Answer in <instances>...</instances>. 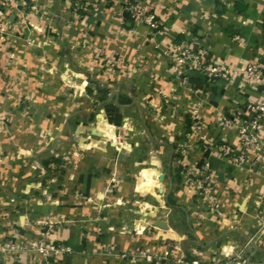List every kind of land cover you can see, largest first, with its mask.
I'll list each match as a JSON object with an SVG mask.
<instances>
[{"label": "crops", "instance_id": "1", "mask_svg": "<svg viewBox=\"0 0 264 264\" xmlns=\"http://www.w3.org/2000/svg\"><path fill=\"white\" fill-rule=\"evenodd\" d=\"M95 1L98 17L81 23L72 0H0V264H264V147L243 165L218 150L240 144L260 94L173 65L176 44L233 69L264 65V0H153L157 28L131 19L128 0ZM129 134L126 169L148 166L135 186H109L112 146Z\"/></svg>", "mask_w": 264, "mask_h": 264}, {"label": "built area", "instance_id": "2", "mask_svg": "<svg viewBox=\"0 0 264 264\" xmlns=\"http://www.w3.org/2000/svg\"><path fill=\"white\" fill-rule=\"evenodd\" d=\"M130 5L127 8L129 16L135 22L145 21L152 28H157L159 22L155 15L149 12V6L153 0H130ZM234 40L243 42L240 35L234 34ZM173 65L174 71L179 73L183 69H192L209 80L214 79H231L240 77L242 88H252L257 91L259 97L250 104V115L238 125L237 133L240 139L238 146H232L228 143H223L218 146V150L228 158L231 164L243 165L248 161L249 151H259L264 147V65L257 63L246 64L238 69L229 67L226 63L211 57L210 52L204 47L194 48L188 44H176L173 46ZM225 126H232L233 119L224 118ZM198 123L194 124L193 128H198ZM185 148L179 147L180 158L183 159V165L187 163V155ZM197 176L202 180V190L204 194H208V189L213 182V170L209 161L204 162L197 170ZM206 185V186H205ZM54 254L58 255L66 251V248H53ZM148 260H153L154 257L147 255ZM177 264H187L184 258H177ZM197 263V262H196ZM43 264H51L45 261Z\"/></svg>", "mask_w": 264, "mask_h": 264}, {"label": "rangeland", "instance_id": "3", "mask_svg": "<svg viewBox=\"0 0 264 264\" xmlns=\"http://www.w3.org/2000/svg\"><path fill=\"white\" fill-rule=\"evenodd\" d=\"M73 1V3H72V7H73V10H74V19H77V20H79L81 23H82V21H83V19H84V17L86 16V12H91V14H92V17H98V12H99V4H98V2L97 1H95V0H72ZM128 2H132V1H130V0H128V1H126V9L129 7V3ZM52 3L51 2H46V4H44V5H42V7H41V9H43L45 12H48L47 10V8L51 5ZM37 5H36V3L32 6V8H34V9H36L37 7H36ZM128 11V10H127ZM43 17L45 18V20H47L48 22H51V21H55L56 23H58V22H61L63 25H64V23L66 22L67 23V21H65L64 19H60V18H57L55 15H52V14H44L43 15ZM73 18V17H72ZM58 21V22H57ZM74 22V20H71V22ZM54 22V23H55ZM68 38H69V36H68V34H67V32L65 31V32H61V34L59 35V39H60V41L62 42V45L64 44V46H66V47H68V50H70V42L68 41ZM82 38H85V36L82 34ZM67 41V42H66ZM76 97H80V96H76ZM103 98V97H102ZM93 102H96V103H98L97 102V100H94ZM76 127H77V124L74 122V123H72V130H73V133L75 132V129H76ZM133 135L132 134H129L127 137L128 138H125V139H123V140H120L121 141V145L120 146H118V144H115V145H113L112 147H113V149L115 150V152H116V155H117V157H116V159L114 160V164H113V168L112 169H108V170H106V172H104L105 173V177H106V180H108V182H109V186H119L120 185V182H121V179L123 178H125L126 180V182L128 183H130V185L131 186H135L136 185V183H138L139 182V180H140V175L138 174V172H139V170H140V168H142V167H144V166H148V163H146V165H144V164H139L138 165V163L136 164V166H135V170L133 171V170H128V169H126L127 168V164H130L131 166L134 164V162L132 161V159H131V157H129V154H130V151H128L127 149H126V144L128 143V142H131V141H129L130 140V138L132 137ZM83 137H87V136H83ZM90 138V137H89ZM88 138V139H89ZM96 141H98L97 139H96ZM124 145V146H123ZM123 146V147H122ZM149 150H150V148H149ZM68 152V151H67ZM147 152H148V148H147ZM72 154H74L75 155V150L73 149L72 150V152H71ZM77 154V153H76ZM152 155V154H151ZM65 156V155H64ZM75 156H78V154L77 155H75ZM163 156H166V155H163ZM54 158H56L57 160H58V158H59V161H57L58 163H59V165H60V163H61V161L62 160H64V161H70L71 160V158H70V156H65V158L64 159H60V156L58 157V155H54V157H53V155H49L47 158H46V160H50V161H53L54 163H57V162H55V159ZM146 162H149V157H147L146 159ZM183 159H181L179 156H178V163H180V164H183V161H182ZM163 164H162V171L164 170V169H166V165H167V159H165V157H164V159H163ZM58 165V164H57ZM134 169V168H133ZM133 171V172H132ZM196 178V177H195ZM197 178L198 179H200V177L199 176H197ZM201 182H202V180H201ZM119 184V185H118ZM206 186V185H205ZM115 193H119V198H121V192H119L117 189L115 190Z\"/></svg>", "mask_w": 264, "mask_h": 264}, {"label": "trees", "instance_id": "4", "mask_svg": "<svg viewBox=\"0 0 264 264\" xmlns=\"http://www.w3.org/2000/svg\"><path fill=\"white\" fill-rule=\"evenodd\" d=\"M131 19H133V18H131ZM106 96H107V92L103 91V94H102L103 99L106 98ZM119 99H120V103L123 105H127V104H130L132 102L130 99L125 98V97H120Z\"/></svg>", "mask_w": 264, "mask_h": 264}, {"label": "water", "instance_id": "5", "mask_svg": "<svg viewBox=\"0 0 264 264\" xmlns=\"http://www.w3.org/2000/svg\"><path fill=\"white\" fill-rule=\"evenodd\" d=\"M155 225L158 226V227H164L166 225V222L158 221V222L155 223Z\"/></svg>", "mask_w": 264, "mask_h": 264}]
</instances>
